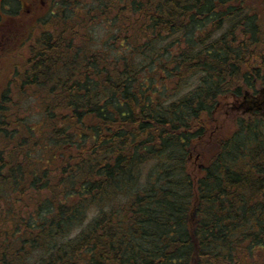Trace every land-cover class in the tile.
<instances>
[{
  "label": "trees",
  "instance_id": "16d2710c",
  "mask_svg": "<svg viewBox=\"0 0 264 264\" xmlns=\"http://www.w3.org/2000/svg\"><path fill=\"white\" fill-rule=\"evenodd\" d=\"M40 27L0 89V264H264V116L229 108L264 93V0Z\"/></svg>",
  "mask_w": 264,
  "mask_h": 264
},
{
  "label": "flooded vegetation",
  "instance_id": "af4514ba",
  "mask_svg": "<svg viewBox=\"0 0 264 264\" xmlns=\"http://www.w3.org/2000/svg\"><path fill=\"white\" fill-rule=\"evenodd\" d=\"M57 0H0V71L8 57L15 56L29 34L15 25L33 26L56 8ZM32 17L25 23L23 16ZM22 17V18H21ZM29 20V19H27ZM21 31V32H20Z\"/></svg>",
  "mask_w": 264,
  "mask_h": 264
},
{
  "label": "rangeland",
  "instance_id": "374dc122",
  "mask_svg": "<svg viewBox=\"0 0 264 264\" xmlns=\"http://www.w3.org/2000/svg\"><path fill=\"white\" fill-rule=\"evenodd\" d=\"M22 18V17H21ZM25 18V23H30L32 17L29 15L23 16ZM29 19V20H27ZM15 27L23 28L24 31H27L29 34H31L33 31L32 29L38 28V31L41 30L40 27V20H35V24L33 26H24V25H15ZM21 32V31H20ZM24 44L21 46V49L18 50L15 54L16 57L23 58L24 55L27 56L28 52L24 49ZM21 58H12L8 57L5 62H3V67L0 71V89L2 84L6 83L10 78L14 77V68H16V65L22 61ZM13 59V60H11ZM14 70V71H13ZM261 102H254L252 100H247L245 102H237L234 100L229 101V108L231 111H238L239 113L243 115H251V116H264V93L262 94V97L260 98Z\"/></svg>",
  "mask_w": 264,
  "mask_h": 264
}]
</instances>
